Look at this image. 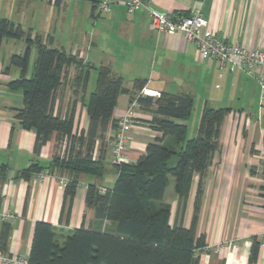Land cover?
I'll list each match as a JSON object with an SVG mask.
<instances>
[{"label": "crops", "instance_id": "obj_1", "mask_svg": "<svg viewBox=\"0 0 264 264\" xmlns=\"http://www.w3.org/2000/svg\"><path fill=\"white\" fill-rule=\"evenodd\" d=\"M159 12L184 15L197 8L209 29L224 43L264 52V0H146ZM0 18L8 19L30 34L40 37L48 47L67 53L83 49L84 64L90 66L84 92L73 96L68 82L58 89L53 103L54 114L64 117L76 99L75 132L85 134L89 126L86 112L90 84L96 83L98 70L105 67L122 79L128 92L119 94L112 120L120 118L137 93L135 81L159 93L189 96L192 108L184 123L187 132L198 125L205 107L228 109L214 154L202 182L195 226V236H203L205 247L196 251L199 264H248L253 238L259 240L253 264H264V199L260 197L259 176L264 160V94L258 84L240 69L220 67L216 61L201 58L194 44L180 34L155 33L149 30V18L141 8L128 13L123 0H115L106 14L99 15L94 0H0ZM23 40L5 39L0 45V215L10 211L14 219L0 217L1 256L28 259L36 222L49 223L59 244L74 229L99 230L109 226L97 219L95 207L87 206V187L110 190L117 176L110 165V142L114 131L109 125L95 141L93 157L104 145V170L100 176L80 175L71 190L59 188L50 173L36 179L32 173H20L31 165L51 170L57 147L56 136L34 152L35 134L21 127L14 110L22 106L20 90H10L8 83L19 78V69L10 66L12 55L24 53ZM36 57L31 46L26 76L30 77ZM75 73L68 69V80ZM94 82V83H93ZM152 109V108H151ZM153 114L141 105L130 131L128 154L132 162L144 155L146 144L158 133L150 129ZM179 123V121L175 120ZM251 170L255 172L251 174ZM67 178V184L69 178ZM173 180V179H172ZM199 177L192 178L186 206L178 208L174 182L164 192L170 205V224L188 228L193 215ZM169 185V178H168ZM169 187V188H168ZM167 198L165 197L167 194ZM6 241H2L4 229Z\"/></svg>", "mask_w": 264, "mask_h": 264}, {"label": "trees", "instance_id": "obj_2", "mask_svg": "<svg viewBox=\"0 0 264 264\" xmlns=\"http://www.w3.org/2000/svg\"><path fill=\"white\" fill-rule=\"evenodd\" d=\"M5 39L23 40L26 44L23 54L10 57V66L19 69L20 75L8 87L21 91L22 106L14 110V118L22 128L34 132V152L53 135L57 147L64 141L67 143L64 152L53 156L51 170L45 171L67 175V190L75 187L80 175L100 176L104 170V145L100 143L96 158L92 155L94 145L109 125L114 130L116 121L112 120V111L117 97L128 92L122 86V79L105 67L99 68L86 103L89 126L85 134H78L74 130L77 100L71 102L64 117L54 114L53 103L65 82L69 83L73 96L84 92L90 66L65 51L48 47L40 37L31 38L19 24L0 18V45ZM31 46L36 49V57L32 74L27 77ZM70 67H74L75 73L68 80ZM143 85L142 81H135L134 91L138 92ZM138 101L150 108L153 114L150 129L157 136L146 144L144 155L116 168L117 176L110 190L100 194L94 186H89L85 194L86 205L95 207L96 218L106 220L109 226L102 230L81 226L59 244L49 223L36 222L27 264H199L196 251L204 248L205 243L203 236H195V226L202 182L218 150L221 124L229 110L203 108L196 134L188 138L187 126L182 122L191 112L189 96L160 93L159 98L141 97ZM43 171L31 165L20 176ZM251 174L255 172L251 170ZM194 175L199 180L191 224L188 228L170 224V205L163 199L168 178L173 179L177 205L183 212ZM259 176L260 197L264 199V160ZM6 238L5 228L2 241ZM258 247L259 240L253 238L248 264L255 262Z\"/></svg>", "mask_w": 264, "mask_h": 264}, {"label": "built area", "instance_id": "obj_3", "mask_svg": "<svg viewBox=\"0 0 264 264\" xmlns=\"http://www.w3.org/2000/svg\"><path fill=\"white\" fill-rule=\"evenodd\" d=\"M115 0H94L95 8L99 15L106 14ZM123 5L128 13H134L143 8L149 18V30L155 33L180 34L187 43L195 45L201 58L216 61L220 67L228 66L231 69L242 70L249 78L253 79L259 86L260 93L264 94V52L256 49L249 50L240 45H228L218 38L208 27V22L199 9L189 10L184 15L159 12L151 7L146 0H123ZM72 55L83 57V49L72 51ZM160 93L141 88L127 106L124 114L115 122L114 134L110 142L111 166L118 168L131 163L128 154L130 142V131L135 124L136 110L141 106L138 99L141 97L159 98ZM67 143H62V152L65 151ZM50 176L46 171L34 174L36 179H44ZM55 182L59 188L67 184L65 176H57ZM100 194H105V188H99ZM1 220H13L14 215L5 211L0 215ZM264 241V233L260 236ZM3 264H27L23 258L1 256Z\"/></svg>", "mask_w": 264, "mask_h": 264}, {"label": "rangeland", "instance_id": "obj_4", "mask_svg": "<svg viewBox=\"0 0 264 264\" xmlns=\"http://www.w3.org/2000/svg\"><path fill=\"white\" fill-rule=\"evenodd\" d=\"M70 55H72V53H70ZM74 56V55H73ZM83 56H84V54H83ZM77 57V56H76ZM79 60H81L79 57H77ZM83 58V57H82ZM31 66H32V62L30 61V63H29V69L31 68ZM94 83V82H93ZM93 89H94V84H90V86L88 87V90H87V94H89V93H91L92 91H93ZM195 134H196V126L192 129V128H190L189 129V131L187 132V137L188 138H192V137H194L195 136ZM115 168V167H114ZM167 186H171L170 187V189H168V191H167V193L168 192H170V191H172L171 190V188H172V186H173V180H172V178H169V185H167ZM169 188V187H168ZM166 193V194H167ZM167 196H168V194L165 196L166 198H167Z\"/></svg>", "mask_w": 264, "mask_h": 264}]
</instances>
